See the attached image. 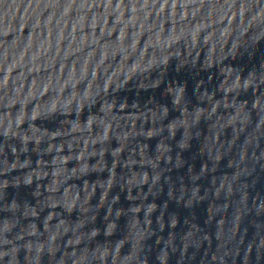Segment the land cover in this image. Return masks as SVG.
I'll return each mask as SVG.
<instances>
[{
	"label": "water",
	"instance_id": "obj_1",
	"mask_svg": "<svg viewBox=\"0 0 264 264\" xmlns=\"http://www.w3.org/2000/svg\"><path fill=\"white\" fill-rule=\"evenodd\" d=\"M0 264H264V0H0Z\"/></svg>",
	"mask_w": 264,
	"mask_h": 264
}]
</instances>
